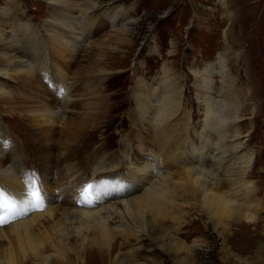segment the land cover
Wrapping results in <instances>:
<instances>
[{
  "label": "rangeland",
  "instance_id": "374dc122",
  "mask_svg": "<svg viewBox=\"0 0 264 264\" xmlns=\"http://www.w3.org/2000/svg\"><path fill=\"white\" fill-rule=\"evenodd\" d=\"M54 1L56 10L48 0H0V11L5 9L7 13L0 15V26L5 28L11 43H16L15 48H19L15 56L22 61L31 59L34 65L31 70L9 73L10 80L5 81L10 100L0 102V109L8 106L0 116L5 150L0 152L3 157L0 163L5 165L2 169L11 168L30 190H36L31 186V183L37 184L35 179L42 180L39 184L47 185L52 197L60 199L54 187L67 164L57 163L53 157L62 151L61 136L55 133L54 141L46 145L38 132L43 125L38 117L30 118L27 110L42 105L54 107L66 96L72 111L64 116L68 128L81 123L78 115L85 111V104L95 105L94 111L107 109L101 124L83 140L84 151L74 153L69 159L79 173L88 170L83 175L93 183H101L99 193L107 197V184L103 182L121 177L126 166L119 164L116 172L91 176L89 170L95 156L107 157L108 163L117 160L124 150L123 138L134 149L140 142L147 154L156 153L152 142L147 143L156 134L152 123L142 122L137 112H133L136 103L142 100L140 96L145 97L147 90L159 88L157 83L161 79L168 89L166 102L174 101L175 94L182 108L163 127L171 141L177 139L175 136L180 137L177 133L184 126L189 127L188 136L192 138L191 128L197 125L201 113L196 101L199 83L194 84V72L202 71L222 57L225 69L221 75L225 80L213 75L211 87L225 94L230 92L231 97L224 100L227 105L229 100L230 106L237 107L238 141L253 152V164L245 178L253 191L252 205L247 211L251 220H242L240 225L233 223V234H219L221 228L217 231L204 212L189 211L190 205L183 204L176 217L179 222H185L182 239L186 243L198 240L199 248L182 264H264V0H95L92 13L86 15L89 22L80 30L82 38L75 48L51 36L57 28L49 21L55 20L59 13L63 19L79 15L70 9L85 0ZM115 1L122 5L123 12L115 14L114 9L109 10ZM17 23L30 29L33 44L28 37L20 36L21 30L11 31ZM51 123L46 127L55 128ZM187 152L183 156L186 154L190 159ZM174 168L180 170L178 166ZM108 200L112 198L108 196ZM63 201L58 200L57 204ZM10 204L0 198V212ZM176 223V220H167L165 226L171 229ZM141 254L138 262L147 258L150 264H178L168 251H152L146 247ZM95 260L88 259L85 264H102Z\"/></svg>",
  "mask_w": 264,
  "mask_h": 264
},
{
  "label": "bare ground",
  "instance_id": "6f19581e",
  "mask_svg": "<svg viewBox=\"0 0 264 264\" xmlns=\"http://www.w3.org/2000/svg\"><path fill=\"white\" fill-rule=\"evenodd\" d=\"M48 1L56 10L53 6L55 1ZM118 2L115 1L109 8L114 9L115 14L123 12ZM94 7L95 0H85L80 6L74 5L70 9L79 15H68L63 19V14L59 13L55 20L49 21L52 27L57 28L53 29L51 36L69 46L78 47L76 43L82 38L83 25L89 22L86 15L92 13ZM6 14L5 9L0 11V15ZM4 29L0 26V79H4L0 82V102L5 103L10 100L5 84L10 80L9 73L15 74L20 69L31 70L34 65L31 59L22 61L15 56L20 50L15 48L16 43H11ZM15 29L21 30L20 36L24 35L30 43H34L27 26L17 23L12 25L11 31ZM62 30L69 33L68 36ZM221 58L218 57L202 71L194 72V84L199 83L196 101L201 113L197 125L191 128L192 138L188 136L189 127L184 126L177 133L180 137L175 136L177 139L171 141L173 139L164 128L182 108L175 94L172 95L174 101L166 102L168 89L161 79L157 83L159 88L147 90L145 97L140 96L142 100L135 104L133 112H137L142 122L152 123L153 133L156 134L152 141L147 139V143L152 142L156 153L147 154L140 142L136 149L132 145L131 148L129 140L123 138L121 146H124V150L117 160L112 159L113 162L108 163L105 160L107 157L95 154L97 156L92 157L89 170L91 176L116 172L119 164L126 166L121 177H113L114 173L111 174L114 179L102 181L107 184V197H101L99 193L101 183H93L83 175L88 170L79 173L76 165L74 169L69 160L74 153L84 151L83 140L101 124L107 109L94 111L95 105H83L85 111L78 115L81 123L77 126L74 124L75 128L66 126L64 116L72 112L66 96L62 97L61 102L57 101L54 107L42 105L27 110L30 118L38 117L43 125L38 132L46 145L54 141L55 133L60 134L59 146L62 151L54 154L53 158L57 163L67 165L57 177L54 188L60 199H56L47 185L39 184L42 180L35 179L37 184L31 183V186L36 190H30L22 185L16 172L11 168L2 169L5 165L0 163V180L3 182L0 181V198L11 202L0 212V244L6 243V246L0 247V264H85L91 258L102 264H150L147 258L144 262H138L146 247L152 251H168L178 264H182L187 263V257H191L199 248L198 240L186 243L182 239L185 222H179V217H176L183 204L190 205L189 211L194 210L198 214L204 212L203 215L214 223L217 231L221 228L219 234H233V223L240 225L242 220H251L247 211L252 205L250 196L253 191L245 178L253 164V152L247 151L238 141L235 125L238 122L237 107L230 106L229 100L228 107L224 100V97H231L230 92L225 94L211 87L213 75L224 78L221 74L225 64ZM214 67L218 70L214 71ZM62 94H65L64 90ZM4 109H0V116ZM61 114H64L63 117ZM49 123L55 128H49ZM1 134L0 127V152H4ZM187 151L190 159L186 158V154L183 156ZM1 159L0 154V162H3ZM174 166L180 167V170ZM90 185L93 187L90 188ZM39 188H42V194ZM108 196L112 201H107ZM58 200L64 201L57 204ZM167 220H176V226L168 229L165 226Z\"/></svg>",
  "mask_w": 264,
  "mask_h": 264
},
{
  "label": "snow or ice",
  "instance_id": "6c2138e0",
  "mask_svg": "<svg viewBox=\"0 0 264 264\" xmlns=\"http://www.w3.org/2000/svg\"><path fill=\"white\" fill-rule=\"evenodd\" d=\"M89 187L91 188V187H93V186L90 185Z\"/></svg>",
  "mask_w": 264,
  "mask_h": 264
}]
</instances>
